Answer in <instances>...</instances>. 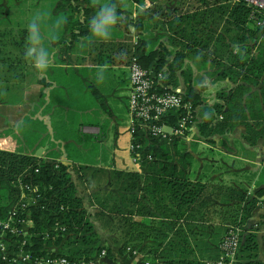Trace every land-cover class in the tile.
Segmentation results:
<instances>
[{
  "label": "crops",
  "instance_id": "crops-1",
  "mask_svg": "<svg viewBox=\"0 0 264 264\" xmlns=\"http://www.w3.org/2000/svg\"><path fill=\"white\" fill-rule=\"evenodd\" d=\"M29 1L32 5L35 1L39 2ZM206 2L232 4L235 0H77L76 5L80 7L70 16L73 21L67 19L70 25H64L59 32L61 35L55 39L48 38L51 32L46 25L47 18L43 10L35 15L25 16L22 22L14 20L17 27L0 29V150L15 152L11 150L13 136L18 129L27 130L29 116L35 117L40 130L44 126L47 129L44 134L40 131L38 142L45 136H50L49 141L55 143L51 146L48 142L49 147L38 143L35 147L37 154L53 148L52 152L46 151L42 156L46 158L48 155L49 159H57V162L66 166L83 164L94 169L89 173L72 171L71 176L77 196L82 199L83 208L104 249L105 255L99 257L97 264H171V261L183 258L184 253L182 255L179 250L182 251V245L186 243L189 245L183 251L193 250L194 264L216 259L219 255V245L228 227L225 223L222 224L218 215L203 221L197 216H194L196 219L187 216L181 225L184 238L180 248L176 247L172 251L167 247V240L161 239L164 237L161 234L171 237L166 227L178 229L168 220L158 216H142L138 213L137 206L132 208V216H114L102 212L91 202L92 195L96 192L117 193V190L109 188V170L138 173L141 181L146 177V168L134 164L128 152L131 127L128 110V97L131 93L130 67L145 49L156 51L163 45L167 50H173L167 40L173 35L167 31L168 22L199 12ZM11 3L15 7H22L23 0H0V11H3L0 12V20L3 22L10 18ZM105 3L117 5L119 21L111 38L99 41L86 28L89 27V20ZM55 4L51 16L70 13L68 6H62L58 1ZM37 15L41 17L42 32L46 37L44 44L53 53L52 65L44 76L37 74L23 55L28 35L26 25ZM81 32L84 34L81 35ZM145 37H148L147 41L143 40ZM99 47H103L105 52L100 54L97 50ZM194 57L184 60L183 69L191 73V88L201 97L203 106H212L218 101L219 92H228L234 85L227 79L219 78L218 69L211 61L203 63L201 59ZM178 77L179 87L176 91L184 93L187 88L185 78L180 74ZM202 77L204 84L199 85V78ZM205 94H212L214 100H210ZM60 98L67 100L68 104L60 107L54 104L50 107L51 99L55 101ZM194 112L196 122L189 139L197 135L195 125L201 121L198 110ZM242 131L240 135L243 134ZM68 132L73 135H67ZM79 134L94 138L97 144L91 143V140H83ZM241 136L234 143L241 149L239 152L233 145L229 155L211 159L194 157L191 178L232 186L237 191L244 189L248 194H252L258 187H264L261 182L264 179V141H258L254 147H250ZM216 138L215 141L218 139ZM19 143L22 145V140ZM57 148V152H61L60 157L59 154L55 156L54 149ZM97 148L101 149L99 154L96 152ZM35 149L30 154L40 156L36 155ZM65 149L70 157L75 149L82 154L79 158L69 159ZM87 152L89 156L86 155ZM96 169H102L107 174H98ZM251 176L255 177L254 181L247 182V178ZM137 195L142 197L143 192H138ZM227 196L228 193L223 194L216 205L215 202H209V208L219 210L222 206L236 203V200H227ZM261 199L264 201V198ZM120 204L122 208L123 204ZM125 212L129 213V208L124 209ZM188 227L202 232L196 233L193 229L190 233ZM224 227L227 229L222 230ZM251 230L257 232L258 259L264 263L261 240L264 235V203L239 229L244 234ZM57 251L58 249H53L54 253ZM126 257H129L128 261Z\"/></svg>",
  "mask_w": 264,
  "mask_h": 264
},
{
  "label": "trees",
  "instance_id": "trees-1",
  "mask_svg": "<svg viewBox=\"0 0 264 264\" xmlns=\"http://www.w3.org/2000/svg\"><path fill=\"white\" fill-rule=\"evenodd\" d=\"M61 1L62 6H68L70 13L79 10L77 0ZM259 22H264V11H254L243 0H235L232 4L206 2L199 12L168 22L167 31L173 35L167 40L173 50L160 45L156 51L145 49L135 58V64L143 70L156 76L161 74V78H156L158 93H175L179 87L178 74L183 76L187 88L181 96L185 102L192 104V122H196V109L201 121L195 125L197 135L192 136L189 143L186 138L169 141L151 138L141 131L134 134L132 142L139 146L140 165L146 168L147 175L141 181L138 173L109 170V188L117 190V193L96 192L91 198V202L102 212L132 216V208L137 206L142 216L168 220L178 229L166 227L171 237L161 234L164 236L161 239L167 240V247L173 251L176 247L180 248L184 238L181 225L187 216L194 219L197 216L203 221L218 215L222 224L240 229L264 203L261 199L264 198V187L248 194L244 189L237 191L232 186L202 179L193 181L191 178L195 163L191 149H195L196 144L206 141L213 145L216 136L232 133L239 126L244 128L241 139L250 147L264 141V25L258 26ZM64 25L70 24L66 21ZM147 38L143 40L147 41ZM97 50L100 54L105 52L103 47ZM193 56L203 63L211 61L218 69L219 78L227 79L234 85L228 92H219L218 101L212 106H203L201 97L191 88V73L183 69L184 60ZM51 101L50 107L68 104L61 98ZM183 115V111L174 113L166 118L165 123L175 128ZM44 130L47 131L45 126L43 134ZM17 131L28 144L18 153L0 150V221L7 220L14 209L15 217L10 226L20 232H4L1 235L0 230L1 241L10 254L23 251L30 256L31 262L59 257L70 264H81L97 258L104 249L83 208L82 199L77 196L71 176L72 171L89 173L94 169L83 164L66 166L57 159H49L48 155L46 158L31 155L38 143L46 144L51 137L45 136L38 142L39 135L30 134V129ZM189 134L190 131L185 135L189 137ZM79 136L97 144L94 138ZM100 150L97 148V154ZM81 154L75 149L70 157L66 150L69 159L79 158ZM95 172L106 173L102 169ZM249 178L247 182L252 183L255 177ZM138 192H143V196L138 197ZM225 193H228L227 200H236V203L222 206L219 210L207 207L209 202L205 201L206 197L212 196L218 201ZM143 201L147 202L143 204ZM127 208L129 213H124ZM27 222L29 225L26 226ZM24 227L26 230H22ZM245 233H240L234 264H264L258 259L257 232L251 230ZM261 240L264 249V235ZM22 243H25L23 247ZM186 245L189 244L182 246ZM184 247L179 250L182 255L184 253L183 258L171 261V264H194L193 250L183 251ZM53 249L58 251L54 253Z\"/></svg>",
  "mask_w": 264,
  "mask_h": 264
},
{
  "label": "built area",
  "instance_id": "built-area-1",
  "mask_svg": "<svg viewBox=\"0 0 264 264\" xmlns=\"http://www.w3.org/2000/svg\"><path fill=\"white\" fill-rule=\"evenodd\" d=\"M248 7L254 11H264V0H243ZM258 26H263L264 22H259ZM161 78L151 71H145L133 61L130 67L131 93L128 97V110L131 117L130 142L128 152L134 164L140 165L139 146L133 144L134 134L138 131L144 132L147 136L156 139H167L172 141L176 138H186V132H191L193 128L192 104L185 102L181 93H158L156 81ZM183 111L184 115L178 120L176 127H170L165 123L167 117L174 113ZM182 114V113H181ZM192 125V126H191ZM191 126V127H190ZM15 217L14 209L10 212L7 220L0 221L1 235L4 232L18 234L19 229L10 226ZM29 225L27 222L26 226ZM22 230H26L25 227ZM25 243L21 244V247ZM240 245L239 228H228L219 245V255L216 259L206 260L202 264H234ZM101 252L97 259L81 264H97L99 257H103ZM0 264H70L65 258L37 259L31 262L28 254L20 251L17 254H10L9 249L0 239ZM148 264V263H144Z\"/></svg>",
  "mask_w": 264,
  "mask_h": 264
},
{
  "label": "rangeland",
  "instance_id": "rangeland-1",
  "mask_svg": "<svg viewBox=\"0 0 264 264\" xmlns=\"http://www.w3.org/2000/svg\"><path fill=\"white\" fill-rule=\"evenodd\" d=\"M26 1L27 0H25V1L23 0L22 7L21 6L15 7V6L12 5L13 3H11L9 5L10 6V10H11V12H10V18L7 19L6 21L4 20L5 22H3V21L0 20V29H5L7 27H10V28L11 27H17L14 24V22H13L14 20H16L18 23L19 22H22V20L24 19L25 16L31 15V14L32 15H35V14H37L39 12V10H43L44 15L47 18L46 19V25L49 26V27H51V25L57 19H60V18H63L65 20L69 19V21H71V22L73 21V17L70 18V16L73 14V12H71V13H66L65 12L64 14L62 13L61 15H58L56 17L51 16L50 13H51V11H53V8L56 6L55 2L56 1L62 2L61 0H42V2L39 0V2L35 1L34 2V5H32V3L30 4V1L29 0H28L29 1L28 4H24ZM30 5L32 7H30ZM0 12H3V11H0ZM63 27H64V25H63ZM59 32L58 33H52L51 32L50 37L52 35H55L56 37L57 36H60L61 33H59ZM95 48H97V46H95ZM202 68L205 69V67H202ZM203 75H204V73H203ZM204 81H205V79H204ZM199 82H200L199 85H203L204 84L203 83V77L202 78H199ZM201 89H205V88L201 87ZM205 96L207 98H209L210 100H214L212 94H205ZM27 119H29V124H27L28 125L27 130L30 129V134H32L34 136H36V134L40 135V131L42 130V128L40 130V127H39V125H37V122H36L35 117H30L29 116ZM242 128L236 127V129L232 133H228V134L225 133V134H223L221 136H218L217 137L218 139L215 137L217 140L214 142L213 145L212 144H208L206 141L200 142V143L196 144L195 149H191V152L193 153L194 157H197L198 159H203V158H205V159L210 158L211 159L212 157L216 158V157H220L222 155H229V150H231V147L233 145L236 146L235 147V150L239 152L241 149L238 147V144L236 145L234 143H236V142H238L240 140V136L242 135V134L240 135V131H242L244 129V128L243 129ZM242 132H244V131H242ZM28 134H29V132H28ZM24 135H26V134L24 133ZM14 136H13V139H12L13 140L12 141L13 148H11V150L12 151H15V153H18V151H20V148L22 149L24 146L26 147V145L28 143L27 144L24 143L25 142V141H23L24 138L22 137V135L20 133H18V131H17V133H15ZM26 136H28V135H26ZM33 139H35V138L33 137ZM206 139H208V138H206ZM20 140H22V142H23L22 145H21V143H19ZM47 143L48 142H46V147H49V145H47ZM49 144H51V146L55 145V143H53L52 141L51 142L49 141ZM229 144H231L230 145V148H229ZM15 146H17V147H15ZM52 150L53 149L46 150V151L52 152ZM54 150H55L56 154L58 155L59 148L54 149ZM37 151L38 150L35 149V153ZM46 151L45 152L39 151V153L38 154L36 153V155H40L38 157H41L43 154L45 155V153H47ZM193 181H195V180H193ZM261 182L264 185V179H262ZM205 201L206 202H215V205H216V200L212 196L206 197V200ZM207 207H209V205ZM226 226L228 228H234V227H230L228 224H226ZM193 229H194V232H196V233L197 232H202L201 230H198L196 228L188 227V231L190 233H192ZM226 229L224 227L222 230H226ZM209 232H211L210 229H209ZM224 232H222V235H223ZM128 260H129V257H126V261H128Z\"/></svg>",
  "mask_w": 264,
  "mask_h": 264
},
{
  "label": "clouds",
  "instance_id": "clouds-1",
  "mask_svg": "<svg viewBox=\"0 0 264 264\" xmlns=\"http://www.w3.org/2000/svg\"><path fill=\"white\" fill-rule=\"evenodd\" d=\"M119 21L117 5L115 3H105L96 11L89 20V31L93 38L99 41H107L111 38L113 31ZM66 20L57 19L50 27V32L58 33L62 30ZM27 37L24 48V58L31 63L34 71L41 75H47L53 62V53L45 46L46 39L42 32L41 17L37 15L27 25ZM55 39L56 36L48 37Z\"/></svg>",
  "mask_w": 264,
  "mask_h": 264
}]
</instances>
